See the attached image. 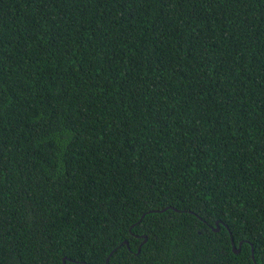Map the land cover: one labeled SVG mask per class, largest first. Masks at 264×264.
<instances>
[{
  "label": "trees",
  "instance_id": "1",
  "mask_svg": "<svg viewBox=\"0 0 264 264\" xmlns=\"http://www.w3.org/2000/svg\"><path fill=\"white\" fill-rule=\"evenodd\" d=\"M254 261L264 0H0V264Z\"/></svg>",
  "mask_w": 264,
  "mask_h": 264
},
{
  "label": "water",
  "instance_id": "2",
  "mask_svg": "<svg viewBox=\"0 0 264 264\" xmlns=\"http://www.w3.org/2000/svg\"><path fill=\"white\" fill-rule=\"evenodd\" d=\"M168 208H165V209H163L162 211H166ZM143 218V217H142ZM141 218V219H142ZM140 222V221H139ZM139 222H137V223H139ZM220 230V227H219V222H216V227L214 228V231L215 232H218ZM146 242V237H145V240H144V242H143V244ZM231 242H232V246H233V252L235 253V254H239L240 253V251H241V246H242V242H240L239 243V245H238V247H236L235 245H234V242H233V239H231ZM126 245H128V242L127 241H125L124 242ZM122 246V245H121ZM114 251L115 250H113V251H111L110 252V254L109 255H111L112 253H114ZM140 251V249L138 250V252ZM252 258L254 259V250L252 249ZM62 262L64 263L65 262V257H63L62 258ZM255 262V264H257L256 263V261H254Z\"/></svg>",
  "mask_w": 264,
  "mask_h": 264
}]
</instances>
